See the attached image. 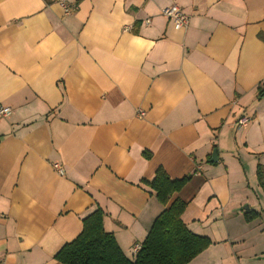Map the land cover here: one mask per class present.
Returning a JSON list of instances; mask_svg holds the SVG:
<instances>
[{
    "label": "crops",
    "instance_id": "0c3cea01",
    "mask_svg": "<svg viewBox=\"0 0 264 264\" xmlns=\"http://www.w3.org/2000/svg\"><path fill=\"white\" fill-rule=\"evenodd\" d=\"M65 1L0 0V263L60 264L96 210L133 259L162 168L212 242L189 264H264V0Z\"/></svg>",
    "mask_w": 264,
    "mask_h": 264
},
{
    "label": "trees",
    "instance_id": "16d2710c",
    "mask_svg": "<svg viewBox=\"0 0 264 264\" xmlns=\"http://www.w3.org/2000/svg\"><path fill=\"white\" fill-rule=\"evenodd\" d=\"M260 38L264 40V37ZM263 93L264 83L258 89V97ZM144 156L150 158L148 154ZM256 176L264 192V167H257ZM189 180L190 177L171 180L162 168H158L151 181L142 182L167 208L154 220L133 259H128L113 236L103 230L100 210L83 219L80 235L64 245L55 259L60 264H189L212 244L207 237L191 233L182 223L180 216L186 203L178 199L171 201ZM255 216L253 212H246L243 218L250 222Z\"/></svg>",
    "mask_w": 264,
    "mask_h": 264
},
{
    "label": "built area",
    "instance_id": "2783aa9c",
    "mask_svg": "<svg viewBox=\"0 0 264 264\" xmlns=\"http://www.w3.org/2000/svg\"><path fill=\"white\" fill-rule=\"evenodd\" d=\"M60 4L62 5L64 9L65 14H71L76 10L75 6H68L66 4L65 0H59ZM162 15L166 17L170 22L172 23V26L175 30H182L186 27L187 25V17L186 15L182 12L181 8L175 4H172L162 10ZM10 114V110L8 108H0V118L1 117H7ZM248 122L247 118H241L237 121L238 126L246 125ZM53 169L56 170L60 175L63 174V169L62 167L55 163L53 164ZM140 246L139 245H134L133 247V254L137 253L139 250ZM1 264V263H0Z\"/></svg>",
    "mask_w": 264,
    "mask_h": 264
},
{
    "label": "water",
    "instance_id": "95a60500",
    "mask_svg": "<svg viewBox=\"0 0 264 264\" xmlns=\"http://www.w3.org/2000/svg\"><path fill=\"white\" fill-rule=\"evenodd\" d=\"M215 157H216V152H215V151H213V152H212V159H211V161H213V162H214V161L216 160V158H215Z\"/></svg>",
    "mask_w": 264,
    "mask_h": 264
}]
</instances>
